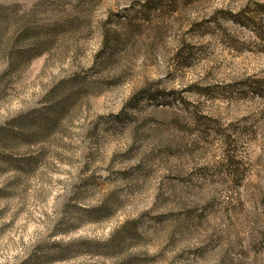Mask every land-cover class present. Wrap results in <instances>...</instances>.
Here are the masks:
<instances>
[{
	"label": "rangeland",
	"instance_id": "obj_1",
	"mask_svg": "<svg viewBox=\"0 0 264 264\" xmlns=\"http://www.w3.org/2000/svg\"><path fill=\"white\" fill-rule=\"evenodd\" d=\"M185 1L0 0V264H264V0Z\"/></svg>",
	"mask_w": 264,
	"mask_h": 264
},
{
	"label": "trees",
	"instance_id": "obj_2",
	"mask_svg": "<svg viewBox=\"0 0 264 264\" xmlns=\"http://www.w3.org/2000/svg\"><path fill=\"white\" fill-rule=\"evenodd\" d=\"M193 0H186L185 3L186 4H190ZM176 8L175 9H172V11L175 12ZM169 12V11H165L163 12L162 14L156 16V18L158 19H162L165 17V14ZM151 20L147 19L146 22L147 24L150 23ZM159 23H157L158 25ZM132 28V30H130V34H129V38H134L135 36H138L137 35V32H136V29L135 27L133 26H129ZM156 29H159L156 28ZM24 35L26 34H21L19 36V38L23 37ZM160 35H162V29H160V31L156 32L154 34V36H156L155 40L158 39V37H160ZM1 38V36H0ZM42 52H39V54H41ZM38 54V55H39ZM74 81L75 80H70L68 82H65V83H62V85H60L59 87H56L55 88V91L52 92V95H55V92L56 90H60L62 89L61 87L65 84L67 85H70V86H74L75 88V84H74ZM73 88V90H74ZM75 91V90H74ZM74 91H72L71 89V92L67 95V96H59L56 98V101L55 99H52V102H54V104L51 105L50 108H47L46 111H39V115H38V118H30L28 120V122H33L36 124V131L37 133H39L40 135L43 134V132H46L47 130H50V129H54L57 127L58 123H59V120L60 118L64 115V113L71 107L70 103H71V100H73V98L75 97L76 93H74ZM35 120V121H34ZM36 121H38L36 123ZM19 126H21V124H19ZM7 134H10L11 135V132H5L4 131V135L0 134V141L3 142L5 141V138H7ZM132 225V223H130Z\"/></svg>",
	"mask_w": 264,
	"mask_h": 264
}]
</instances>
